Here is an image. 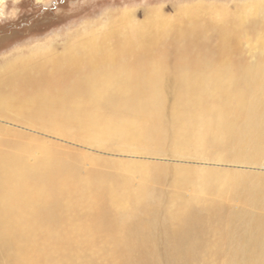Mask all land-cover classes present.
<instances>
[{
	"label": "bare ground",
	"instance_id": "1",
	"mask_svg": "<svg viewBox=\"0 0 264 264\" xmlns=\"http://www.w3.org/2000/svg\"><path fill=\"white\" fill-rule=\"evenodd\" d=\"M250 7L218 17L191 5L143 23L126 16L61 56L14 58L0 67V112L16 109L21 124L95 147L172 143L179 156L256 162L264 63L224 61L242 54L243 40L264 56V1ZM78 157L0 139V264H264V215L227 207L240 191L245 205L264 209V175L176 168L177 190L166 195L152 187L157 166L98 160L112 170L81 176Z\"/></svg>",
	"mask_w": 264,
	"mask_h": 264
},
{
	"label": "rangeland",
	"instance_id": "2",
	"mask_svg": "<svg viewBox=\"0 0 264 264\" xmlns=\"http://www.w3.org/2000/svg\"><path fill=\"white\" fill-rule=\"evenodd\" d=\"M263 1L0 0V67L23 55H29L31 59L35 60L46 54L61 56L67 52L69 46L71 48L77 43H82L89 32L96 35L101 34L112 21L124 19L126 16L133 23H143L148 18H156L157 16L171 19L176 16L180 8L192 5L200 7L204 13L222 17L236 12L246 14L251 10L250 6L253 7L257 3L263 4ZM226 58L224 61L228 64H243L248 67L257 63H264V56H256L247 40L242 42V54L240 56ZM212 62L216 63L217 61ZM172 105H174V100L169 97L167 99L169 115L173 109ZM18 114H20L19 111L16 109L13 111L11 108L0 112V139H8L9 142L34 140L46 147H55L71 156H76V158L80 156L75 168L81 176L85 175L91 168L102 169V171L112 170L108 165L98 164V160H115V162L125 164L145 162L144 164L159 167V181L154 182L152 187L159 192L170 195L177 190L174 185L176 168L213 169L222 172L264 175V155L256 162L240 161V159L229 156L226 159L215 161L194 156H179L175 153L172 143L167 144L161 151L152 149L132 151L95 147L68 137L64 138L38 126L31 127V125L21 124L14 120ZM6 117H10V119ZM10 133L11 135H9ZM247 152L250 153L251 150H241V153ZM37 155L39 152L35 150L34 156ZM139 178V171L131 173L130 182L133 188L137 187ZM192 187V183H186L178 189L183 200L189 199ZM243 201V194L240 191L234 192L227 199V207L235 213L245 208L255 214L264 215V209L245 205ZM160 246L163 247L162 244ZM161 247L160 249H162Z\"/></svg>",
	"mask_w": 264,
	"mask_h": 264
}]
</instances>
